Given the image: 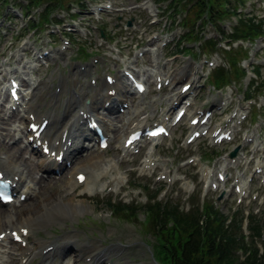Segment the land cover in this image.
<instances>
[{
    "label": "rangeland",
    "instance_id": "rangeland-1",
    "mask_svg": "<svg viewBox=\"0 0 264 264\" xmlns=\"http://www.w3.org/2000/svg\"><path fill=\"white\" fill-rule=\"evenodd\" d=\"M243 1L246 2L247 8L245 9L247 10L244 12L246 15H250L253 11L252 14L254 16L260 17V20L264 21V0ZM87 2L86 8L88 7L89 10L80 12L76 8L74 16L71 18L67 13L61 16H59L58 13L55 14L54 18L62 20L64 26L55 28L50 24L46 26L47 30L54 29L56 33L54 38L51 37L50 32L42 33L40 36L29 35V17L30 19L34 16L37 17L38 12L30 14L29 17L26 18V14L25 17L22 15L23 9L20 6H16L14 3L12 6H8L4 12L5 14L10 12V14L7 22L2 21L0 23L1 77L4 75L6 76L4 70L7 69H14L16 67L17 70L22 71L23 65H25L26 62H30L28 59L32 61L36 59V57L33 56L35 51L42 53L44 50L49 49L48 47L50 46L57 49L62 44L69 43L70 50H68L66 55L61 56L58 54L60 58L59 61H56V59L54 60V56H52L47 60L48 65L46 68H39V70L34 73L35 80L40 88L39 97L44 99V101L41 102L42 106H40L42 111L50 113V110L54 107L56 114L61 115L62 102L66 100L67 97H72V92H77L82 95L84 100L86 97L85 101L93 100V89L90 86L91 78L95 77L96 74L104 77L108 72L118 71L121 68V65L116 60L119 56L123 57L125 61L132 63L138 60L135 55L137 50L140 49V51L145 52L155 45V47L162 45L161 42L167 38L174 40V43L170 45L164 53L163 51L160 52L159 58H162L165 64L163 69L164 73L167 76H172L173 80L176 82L180 78L178 72L186 71V60L183 59L182 55H179V57L171 56V58L177 59H171V65H167L169 64V53L176 52L175 39H179L183 35L181 23L185 19L186 14H171L169 3H161L157 2V0H87ZM149 6H151V8H149ZM13 7H16V9L12 10ZM100 7L106 10L91 14V9ZM189 18L194 19V15L191 14ZM37 19L38 17L36 20ZM130 22H133L134 28L128 30L126 24ZM154 22H157V25H152ZM228 24L229 29L227 32H230V29L236 26V23L230 20ZM41 28L46 29L45 27ZM101 29H103L107 35V40L101 39ZM188 30L190 29L187 28V31ZM205 33L209 38H216L211 28L207 29ZM155 37H160V41L151 44V41ZM110 40H116V42L111 43ZM26 44H30V47L24 48V50H28L26 57L17 63L16 54L21 53L22 48ZM260 47H263V50L261 52L256 51ZM84 50L94 57L98 55L96 59H98L100 63L97 68L90 70L85 66L87 71H89L80 75L78 67H72L69 61L75 58L81 59L80 54L81 51ZM250 55L253 56V62H256L257 65L262 63V61H264V41L251 47ZM210 61L216 62L215 67L212 69L206 64L207 61L205 57L197 58V66L195 67L196 72L203 73L204 75L201 78V87L207 75H211L216 68L228 67L226 57L223 54L212 57ZM89 63H91V61H89ZM138 63L141 68L144 66H147L148 69L153 68L149 55H146L142 60H138ZM250 63L251 62L246 61L241 64V67L248 71L249 74L253 73ZM18 73L19 72L15 71V74L18 75ZM118 73L119 72L116 74ZM261 73L262 80H259L253 75H251L252 77L249 75V79H251L248 85L249 87L255 81L262 88L264 85V69ZM193 74V78L199 77L196 73ZM21 76L24 85L28 89L29 84L27 81L29 80V76L26 74ZM123 81L126 82L124 79ZM58 86H61L63 90L61 93V102L55 107L56 104L52 105L54 102L53 94L55 88ZM179 87L180 86L173 90L171 86L168 90H164L163 93H159L156 92L153 86L150 92L144 97L135 98L129 96L134 103V106L131 108L132 112L136 111V107H141L142 112L138 120L146 119L147 122L158 120L161 116V108L169 103L170 96H174ZM237 87L239 92L233 94L234 105H242L243 107L252 106L253 114L251 115L254 116L244 123L240 131V136L244 137L245 135L255 134L259 139H264V111L261 108L264 102V90L262 91L259 89L258 92L262 91V96L255 99L253 104H249L245 101L246 90L249 89V87H246V80L237 83ZM227 91L230 92L233 91V89H228ZM258 92L255 94H258ZM218 94V90L214 91V89L208 85L202 91L200 103L197 108L206 106L212 101L213 95L218 96ZM7 102V92L3 87H0V103L5 104L7 108ZM32 102L35 103V99ZM71 102H74L71 110L75 111L79 103L74 99H71ZM95 109L97 110V106ZM99 111L106 114L105 119L108 120L112 126L111 136L113 140L111 141V147L104 153L89 150V152L78 159L75 158L76 160L74 159V165L72 167H74V172L77 170L75 173H83L84 171L82 172L78 170V168L82 165H90L94 160H105L107 164L115 162L118 165L119 171H113L112 175L117 178H122L124 184L117 193H112L110 195L104 193L96 195L98 192L91 193L85 189V186L76 188L77 190L71 189L68 185V173L69 171L71 173V170L64 172L62 174V176H64L63 180L60 181H58L59 177L42 174L38 166L40 159L34 153H31L28 146V149L25 148L24 133L26 127L23 124L24 119H22V116L19 114H14L11 116L12 118H9L6 116L3 109H0V159H7L10 156L16 159L15 161L17 165L19 164V168L25 171L26 186H31L32 184L33 186L31 187H35L34 189L36 190V194L31 202H28L31 200L29 199L26 201L28 203L23 205L20 204L15 208H0V213L10 212L13 216H16L18 212L26 208H28L26 209L27 211H36L38 208L40 209V199L42 196H45L44 198L46 200L50 198L49 201L54 197L62 196L64 200L74 199L76 202H83L87 207L77 215L75 220H59L55 221V223L48 224L45 228L41 226L36 237L33 239L34 244L35 240L42 242L59 241L61 244V239H63L61 237L65 236L64 238L78 242L76 250L79 251L82 250L81 243L90 242L92 244V249L97 248L100 253L103 254L104 259L107 258L114 264H156V262L164 264L161 259L155 256L154 246L157 245V242L154 235L149 236L148 234L149 229L145 224V213H138V218L135 217V219L132 220H119V218L113 215L108 206L109 202L116 206L123 203L126 206L134 205L142 209L151 203L154 197H156L157 200L153 201L152 204L158 202L166 205L178 206L185 213L193 211L196 207H202L204 203L209 205L217 203V209L222 215L230 217L241 215L246 219L257 216L264 221V185L260 184V180L252 186L253 191L249 199L245 201L242 206L237 205L233 193L225 203L220 204L217 202L219 194H215L210 190L207 191L208 187L206 188L205 186L204 181L206 179H204L201 174V167L203 169H207V167L208 169L216 167L222 168L224 167V163L218 160H212L207 151H199L197 146L187 149L183 148L182 145H176V142L181 136L187 138L189 134V132H186L185 124L180 125L174 131L172 139L161 141L158 146L154 148L155 151L152 154L153 156H148L150 149H152L150 146L142 154L125 156L122 148L118 146L120 129L116 125H119L118 122L123 123V121L128 123V120H125L127 117L125 116L121 119L122 116L117 113L118 111L116 109L114 112L107 113L104 112L102 106H100ZM257 116L258 119L255 121ZM225 121H227L226 118L220 116L213 124L214 126H220L224 125ZM124 126L126 125L124 124ZM13 127H15L19 133L12 131ZM201 142H206V140H202L198 143ZM84 145L88 147L89 144L81 142L80 147ZM238 145L239 141L232 145H224L223 148L233 150L238 147ZM247 153L248 150L244 149L241 152V156H245ZM152 158L162 160V169L155 172L144 170V161L146 159L151 160ZM190 160L194 161L193 164L189 163ZM263 161L264 157L259 159L260 163ZM256 164L257 161L250 167L247 174L248 177L252 175ZM182 165H186L183 171H181ZM165 171L171 172L173 177L177 176L185 181H177L174 179L173 183H167L168 181L160 180L162 173ZM118 173L120 175H118ZM236 173L244 174V167L241 171H237ZM231 174L237 177L234 171H232ZM107 181L112 182V178L109 177ZM253 195L257 196L256 201L252 200ZM27 224L32 225L31 223ZM19 227L18 225L12 228L17 230ZM247 227L248 222L246 221L244 229L246 234H248L246 232ZM10 228L11 227H9L8 230H11ZM67 244L71 245L73 242H68ZM9 246V244L0 246V252L6 254L4 256V259H7L6 264H11V262L14 261L13 258H17L14 256L17 253L16 250L11 249ZM2 248H4V250H2ZM36 249L39 248L36 247ZM54 251L58 253L57 248H55ZM9 252L11 254H8ZM34 255L35 258L37 254L35 253ZM52 255L53 253H50L51 257ZM62 256L64 258L63 261L56 258L55 262L52 264H74L75 258L77 257L76 254L70 255L69 253L63 254ZM1 257L2 256H0V258ZM85 257H87V254L82 255L83 260ZM154 257L157 260L154 261ZM38 262L42 264L43 261L41 258H38ZM17 263L19 264V261H17Z\"/></svg>",
    "mask_w": 264,
    "mask_h": 264
},
{
    "label": "trees",
    "instance_id": "trees-1",
    "mask_svg": "<svg viewBox=\"0 0 264 264\" xmlns=\"http://www.w3.org/2000/svg\"><path fill=\"white\" fill-rule=\"evenodd\" d=\"M11 1L14 0H0V16L2 9ZM22 1L21 6L27 11L44 8L45 17L51 21L54 13L69 9L72 3L79 4L81 0ZM164 2L170 3L173 13H188L183 24L192 28L182 41L187 45L201 43L205 52H222L235 60L245 54L242 51L236 55L237 50L232 48L235 44L252 43L264 38L262 21L254 16L240 17L238 14L239 9L246 7L243 0H162ZM191 14L194 19L189 18ZM232 18L237 19L238 26L232 29L231 35H227L221 24ZM198 22L204 27L211 26L221 40L206 41L199 29L201 25L196 29ZM221 44H227L231 50L228 52L221 49ZM234 60L231 65L236 69L237 63ZM233 79L221 71L213 77L212 84L224 87L231 84ZM153 201H156V197L142 209L134 205L116 206L111 202L108 206L119 220H132L138 218V213H145L148 234L154 235L157 242L154 246L155 256L164 264H264V222L261 219L250 217L248 235H245L243 227L246 219L242 216L222 215L207 204L185 213L178 206L158 202L152 204Z\"/></svg>",
    "mask_w": 264,
    "mask_h": 264
},
{
    "label": "bare ground",
    "instance_id": "bare-ground-1",
    "mask_svg": "<svg viewBox=\"0 0 264 264\" xmlns=\"http://www.w3.org/2000/svg\"><path fill=\"white\" fill-rule=\"evenodd\" d=\"M149 8H151V6H149ZM155 52H156L155 50L152 51V53H155ZM30 70H31V68H30ZM157 76H160V74H157L156 77ZM36 85L37 84H35L34 81L31 80L30 89L28 91H26V93H25L26 97H33V95H34L33 90L36 87ZM121 85H123V84L121 83L119 85L120 90H121V87H120ZM125 89L126 88L124 87V90ZM109 91H111V89L107 91V96L104 97V96L100 95L97 97L98 99H95L93 102H91V104L89 106H83L82 111L84 112V114H86L87 112L94 113L96 111V109H95V107L97 106L96 103L99 101H105L104 109H105V105L109 102L111 103V105L116 106L118 103V100H117V98L110 97L108 94ZM127 92H131V91L127 90ZM116 97H118V94H116ZM173 101H178V100L173 99ZM123 104H125V103H123ZM13 106H16V104L13 103ZM34 110H35V108H34L32 102L29 104V103H26L25 100L20 101V105L18 106V111L20 113L24 114L23 118H25L26 115H29V113L31 111H34ZM140 112H141V108L136 109L135 112L129 111L127 113V116H126L127 118H125V120H128V123L126 121H123L122 126H121V130L123 131V137H125V138H122L120 140L122 147L124 146L126 137L130 133H133V132L139 130L140 128H142L143 125L146 124L145 122H141L140 120L134 118V116L139 114ZM37 115L39 117H41V114L39 112L37 113ZM49 118L51 119L52 127L54 125L60 126L58 131H57V135H56V137H58V136H60V137L55 138V134L52 133L50 135H46V141L50 142L49 139L54 140L53 144L56 145L58 140H59V142H61V138H62L64 132L67 130L69 138L73 139V141H74V144H73V147H72L71 153H70L71 160H74L79 155H82L84 153V151H87V149H85V148H80L79 143L82 139L91 138L92 136L90 134H88V133H90L88 129H87V131L82 130L81 123L84 121V118H83V116H81L80 113L77 117L73 116L71 119H68L65 121L61 115L58 116L55 113H51L49 115ZM100 122L103 126H105V130L109 134L111 132V127L107 126L106 122L103 119L102 120L100 119ZM135 123H136V125H135ZM124 124L128 127L124 126ZM60 133H61V135H60ZM28 138H29V136L27 137L26 142L28 141ZM6 140H7V137H6ZM28 147H29V149L32 148L31 145H28ZM123 149H124V147H123ZM58 150L59 151L62 150L61 144L59 145ZM149 158H151V157H149ZM15 160L16 159H13L12 156H10L7 159H0V166H2V165L6 166V167H4V170L6 171V173L9 176H17L19 178V181L16 184H17V190H20L23 188L24 185H26V182H25V180H26L25 176L26 175H25V171L21 170L19 168L20 166H18L19 164L17 165ZM113 164H115V162H111V163L107 164L105 160H94V161H92V163L90 165L86 164V165L80 166L78 168V170H81L82 172L84 171L83 173L85 175H87V179H86V182L84 184L86 187V190L90 191L91 193H94V192L95 193H97V192L101 193L103 190H105L107 187H109L111 185L112 186L123 185L124 184L123 179L117 178V177L113 178L112 184H108V182H106L107 178L113 176L112 172H111L113 170V168L115 167ZM39 167H40V169H39L40 172H44V171L49 172L50 169H54V171L56 169H58V164L56 163V161L49 160V159L45 158L44 156L40 155ZM262 169L264 171V167ZM203 172L206 173V170H203ZM52 174H54V172H52ZM70 175H71V178H70V181L68 184L69 187L71 189L79 188V184L76 180V177L79 175V173L78 174L77 173L76 174L71 173ZM164 175L167 176V179H169V177H173L171 172H165ZM172 181H174V180H172ZM28 186L29 185H27V187L23 188V190L25 191L24 194L27 195L26 201H28L29 199H32L33 196L36 194V190L34 189L35 187L32 188V187H28ZM31 186H33V185L31 184ZM44 197L45 196H42V198L40 199L41 200L40 201V203H41L40 209L38 208V210H36V211H32V210L27 211L26 209H28V208H26V209H23L22 211L18 212V214L16 216H13L12 213H10V212L9 213L1 212L4 214L0 213V235H2L4 233L7 234L8 232L14 233V232H22V231H29V236L34 235V234L38 233L41 226L45 228L48 224L55 223V221H59V220H67V219L75 220L77 218V215L87 208L83 202H78V201L76 202V200H74V199L64 200L62 196H59V197H54L52 200L49 201L50 198L46 200ZM27 223H31L32 225L27 224ZM24 224H26V225H24ZM18 225L20 227L17 230H14L12 228V227H15ZM9 227H11L10 228L11 230H8ZM8 240H9V237L7 236L4 240V242L6 243ZM48 247L41 246V253H43V251H45ZM64 247H65L64 244L55 246V248H57L58 253L64 252L65 251ZM84 248L87 250V252L82 249L79 252L81 255L83 253H87L88 254L87 259L92 258V261L95 260L96 263L97 262L102 263V264L104 263L103 262L104 256L100 253V251L97 248L92 249V245H89V244L85 245ZM34 254H35V251L31 248L22 251V256H23L24 260H27L26 264H31V262L35 256ZM50 259H51V256L49 253V254H47V257L45 258L46 264H49ZM77 259L78 260L75 262V264L79 263L81 258L77 257ZM13 264H15V263H13Z\"/></svg>",
    "mask_w": 264,
    "mask_h": 264
}]
</instances>
